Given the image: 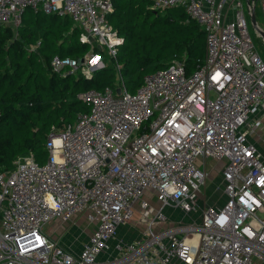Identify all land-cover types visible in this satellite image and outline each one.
<instances>
[{"label":"built area","instance_id":"built-area-1","mask_svg":"<svg viewBox=\"0 0 264 264\" xmlns=\"http://www.w3.org/2000/svg\"><path fill=\"white\" fill-rule=\"evenodd\" d=\"M148 1L184 8L205 32V53L191 70L175 56L129 91L124 37L109 20L115 0H0V25L15 29L28 9L72 19L91 48L82 64L56 55V70L91 75L90 62L102 68L107 55L121 76L79 92L88 110L52 126L46 162L30 150L0 170V264H264V59L249 30L264 0ZM209 157L226 159L224 204L205 205L201 222L158 227L167 205L197 209L208 174L197 161ZM149 188L158 207L144 198ZM138 210L145 230L120 237ZM79 216L94 228L76 251L46 226Z\"/></svg>","mask_w":264,"mask_h":264},{"label":"trees","instance_id":"trees-1","mask_svg":"<svg viewBox=\"0 0 264 264\" xmlns=\"http://www.w3.org/2000/svg\"><path fill=\"white\" fill-rule=\"evenodd\" d=\"M115 7L109 17L124 37L118 55L122 76L133 75L151 62L156 66L152 71L164 68L175 56L191 70L203 57L205 32L198 23L188 20L184 8L156 10L147 0H128L124 5L115 0ZM34 14H43L44 22L29 27L26 13L16 30L0 25V170L13 167L14 159L30 150L38 157L47 148L53 125L62 126L77 112L88 110L79 92L116 84L112 59V65L98 68L91 75L81 69L71 72L53 68L51 61L56 55L80 59L90 45L80 41L78 27L70 28L73 22L69 16ZM152 15L160 20L159 30L145 32L144 23ZM64 32L70 33L68 42ZM75 42L79 45L74 46ZM78 72L80 75H76Z\"/></svg>","mask_w":264,"mask_h":264},{"label":"rangeland","instance_id":"rangeland-1","mask_svg":"<svg viewBox=\"0 0 264 264\" xmlns=\"http://www.w3.org/2000/svg\"><path fill=\"white\" fill-rule=\"evenodd\" d=\"M246 4V0H244ZM246 8V6H245ZM26 14V13H25ZM24 14V15H25ZM256 16H257V21L259 26L264 30V14L262 10L261 3L258 2L256 6ZM38 18H41L38 21ZM44 18L43 14L36 15L34 13H27L25 16V24L29 27H34L38 22H44L41 21ZM24 19V17H23ZM63 19V17H61ZM110 20V17H109ZM46 21V20H45ZM194 21V20H192ZM112 25L116 28L115 24L113 21L110 20ZM196 22V21H195ZM155 23V26L152 27V24ZM197 23V22H196ZM159 24L160 20H156L155 16H150L149 19L144 23V29L145 32L148 31H153L154 28L156 30H159ZM74 24H71V27H74ZM201 27V26H200ZM15 29V28H14ZM16 30V29H15ZM249 30L251 33V36L256 44V47L261 54V56L264 59V41L261 36L258 35L255 27L250 24ZM69 35L70 33L64 32L65 40L68 42L69 41ZM206 42V39H205ZM74 46H78L79 44L75 42L73 44ZM36 48V46H33ZM91 48V47H90ZM90 48L88 52L90 51ZM122 46L119 48L121 49ZM120 52V50H119ZM205 53V51H204ZM121 54V53H119ZM204 57V55H203ZM102 61L104 62L105 65L109 64L112 65L110 62V59L107 57V55L102 56ZM114 66V65H113ZM90 71H94L99 67V63L97 62L96 64H93L90 62ZM93 68V70H92ZM154 68H156L155 63L151 62L146 66V68H143L141 70H137L133 75H125L123 76L127 88L129 91H136L138 87L142 84L144 75L147 72L152 71ZM117 70V68H116ZM76 75H80V72H78ZM141 76V80L139 81L138 78ZM116 82L120 81L121 76L119 71H116L115 74ZM87 106V104H86ZM88 107V106H87ZM76 116L72 120H74ZM49 152L48 148H45L44 150L41 151V154L36 157L41 163L46 162L48 159ZM200 159V158H199ZM226 159H215L212 157H209L206 161V164L204 165L203 162H200L201 166L207 170L208 174L206 177V181L202 184V192L201 196L199 197L198 200V207L195 210L192 211H185L182 208L175 206V205H167L165 207V212L168 216V220L164 223H158L159 226H170L174 223H190V222H201L202 220V209L205 205H214V206H222L224 202L226 201V196L223 192V177L221 175L220 169L222 168L224 162ZM199 162V160L197 161ZM155 189L149 188L146 190L144 198L149 200L153 205L159 206L160 201L157 198L156 194H154ZM136 207L140 209V202L138 201L136 203ZM135 220L128 221L125 223V225L122 226H129L131 225L130 231H131V236H134L135 233L138 235L145 230L147 226V221L148 219L146 217H142L141 213L139 210L136 212L135 217L133 218ZM158 226V227H159ZM47 230L52 233V236L58 237L60 239L61 244L65 245L68 248L78 250L80 245L83 242L84 237H86L87 232L91 231L93 226L88 224V221L86 217L84 216H79L76 219V222L71 223L70 222H61L60 220H52L49 222L46 226ZM120 231V229H119ZM133 232H135L133 234ZM127 236V235H126ZM120 237H123L125 239L124 235L120 234ZM133 239V238H129Z\"/></svg>","mask_w":264,"mask_h":264},{"label":"crops","instance_id":"crops-1","mask_svg":"<svg viewBox=\"0 0 264 264\" xmlns=\"http://www.w3.org/2000/svg\"><path fill=\"white\" fill-rule=\"evenodd\" d=\"M127 1L128 0H117V2H118V4L119 3H122L123 5L125 4V3H127ZM148 1V0H147ZM150 2V1H149ZM150 7H151V3H150ZM185 10V9H184ZM115 11H116V7H115ZM115 11L113 12V13H115ZM186 12V11H185ZM25 13H45L44 11H39V12H35L33 9H28ZM112 13V14H113ZM46 14V13H45ZM187 14V13H186ZM187 18H188V20H190L189 19V17H188V15H187ZM72 20V19H71ZM73 22V21H72ZM74 24V23H73ZM117 29V28H116ZM118 30V29H117ZM110 59V58H109ZM212 158H214V157H212ZM215 159H217V158H215ZM199 160V163L200 162H203L204 164H206V161H207V159H203V158H200V159H198ZM219 160H222V159H219ZM224 164H225V162H224ZM224 164H223V166H222V168L224 167ZM222 168L220 169V172L222 171ZM221 175H222V173H221ZM223 177V176H222ZM222 185H223V187H224V180H223V183H222ZM224 189V188H223ZM132 220H135V219H132ZM131 220V221H132ZM92 226H93V228H94V224H91ZM122 225H125V224H122ZM157 226H159V225H157ZM129 227H131V225H129V226H122L121 228H120V231H119V235L121 234V235H124L125 236V239L126 240H128L129 238H133V239H136V238H138L141 234H140V232L138 233V235H136L137 233H135V232H133V234H134V236H132V237H130L131 236V231H130V228ZM93 228H92V230L91 231H89V232H87V234H86V237H84V239H83V241L84 240H86L87 238H88V235L93 231ZM127 235V236H126ZM130 240V239H129ZM81 246V245H80ZM79 249H80V247H79Z\"/></svg>","mask_w":264,"mask_h":264},{"label":"water","instance_id":"water-1","mask_svg":"<svg viewBox=\"0 0 264 264\" xmlns=\"http://www.w3.org/2000/svg\"><path fill=\"white\" fill-rule=\"evenodd\" d=\"M246 1L248 4H250L249 0H246ZM250 20H251V24L255 27L258 35L261 36L263 38V41H264V30L258 24L255 8L252 9V12L250 14ZM83 61H84V58L79 59L80 64H82ZM118 92H120V89H118Z\"/></svg>","mask_w":264,"mask_h":264},{"label":"snow or ice","instance_id":"snow-or-ice-1","mask_svg":"<svg viewBox=\"0 0 264 264\" xmlns=\"http://www.w3.org/2000/svg\"><path fill=\"white\" fill-rule=\"evenodd\" d=\"M99 57H95L91 62L93 63V64H96L98 61H99Z\"/></svg>","mask_w":264,"mask_h":264}]
</instances>
